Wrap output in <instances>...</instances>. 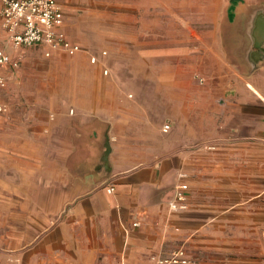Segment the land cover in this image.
<instances>
[{
  "label": "crops",
  "instance_id": "crops-1",
  "mask_svg": "<svg viewBox=\"0 0 264 264\" xmlns=\"http://www.w3.org/2000/svg\"><path fill=\"white\" fill-rule=\"evenodd\" d=\"M75 1L59 0L62 30L82 47L67 30L68 9L87 17L95 6L102 23L174 27L165 40L175 43L163 48V126L170 123L175 139L169 144L163 136L159 148H149L145 135L131 132L136 119L116 94L107 50L81 51L98 57L105 77L83 65L80 72L94 77L66 82L94 89V96L83 91L71 104L47 100L48 114L23 107L34 99H0L8 106L1 136L26 138L14 146L1 141L0 189L7 193L0 204V264H154L178 248L191 264H264V56L251 70L253 56L243 54L249 14L264 0ZM199 25L207 31L189 27ZM0 28V49L18 63L0 69L6 84L10 68L68 55L15 48ZM193 73L204 82H194ZM106 136L111 151L104 162ZM183 182L189 207L171 210Z\"/></svg>",
  "mask_w": 264,
  "mask_h": 264
},
{
  "label": "rangeland",
  "instance_id": "rangeland-1",
  "mask_svg": "<svg viewBox=\"0 0 264 264\" xmlns=\"http://www.w3.org/2000/svg\"><path fill=\"white\" fill-rule=\"evenodd\" d=\"M96 1L100 0H78L74 3L83 6L88 2L94 4ZM68 10L72 17L69 21L67 20V30L71 38L94 52L108 51L105 58L106 62L114 69L115 80L120 86L116 94L118 93L120 96L125 110L136 119L133 121L131 132L136 135H145L142 139L145 142V147L154 148L156 146L159 148V142L163 141V136H167L168 143L172 144L176 130L173 128L169 132L163 131V124L165 123L163 120V64L165 62L163 54H165V50L163 48L167 42L165 33L173 31L174 27L173 30H167L163 24L151 26L142 24L119 25L115 21V23L111 22V19L102 23L97 21L93 15L95 6L91 9V15L87 17L82 16L83 9ZM189 27H193L194 30L197 29L201 33L208 29V26L204 25ZM167 43H175V41H168ZM0 46H5V33L1 28ZM31 49L39 51L37 48ZM231 56L233 58L232 54ZM170 57L175 61L174 53ZM83 65L89 69L95 67L98 73L101 72L100 74L103 75L102 68L91 63L88 55L83 52L77 56L43 57L38 64L25 62L17 68H10L7 72L9 77L6 86L0 87V99L8 102L17 97L34 99L33 102L37 104L23 107L36 110V113L48 114L49 111L45 105L47 100H51V102L56 100L59 104L65 100L71 104L74 98H79L81 92L87 90V88L77 90L66 85V82H80L81 77H90V73L80 72L79 68ZM127 68H131V70L127 71ZM192 75L193 81L199 84L205 80L201 73H193ZM87 80L89 79L85 78V81ZM84 94L86 97L94 96V89H89ZM73 111L71 108L70 113ZM156 134L160 138L156 137ZM1 141L12 146L17 142L26 144V138L19 137L15 133H9L6 136L0 134V146H3ZM0 150L2 149L0 148ZM1 173L3 171L0 169V176ZM15 179L12 177L10 181L15 182ZM6 193L7 191L0 189V204L6 202Z\"/></svg>",
  "mask_w": 264,
  "mask_h": 264
},
{
  "label": "built area",
  "instance_id": "built-area-1",
  "mask_svg": "<svg viewBox=\"0 0 264 264\" xmlns=\"http://www.w3.org/2000/svg\"><path fill=\"white\" fill-rule=\"evenodd\" d=\"M0 25L8 33L10 42L15 48L41 46L47 57L55 51H64L68 55L83 51V47L72 41L62 30L64 25V10L59 0H0ZM103 55L107 51H102ZM91 63H97L96 55L90 56ZM17 66L5 49H0V69L7 65ZM108 74V70H104ZM6 80L0 73V87H5ZM8 106L0 101V116L7 112ZM170 123L163 126V131L170 129ZM186 174H181L185 178ZM188 184H178L174 197L169 201L171 210L183 211L188 209ZM113 192L114 188H108ZM137 225V223H134ZM154 264H191L184 248H178L169 256L154 258ZM129 264V263H123Z\"/></svg>",
  "mask_w": 264,
  "mask_h": 264
},
{
  "label": "water",
  "instance_id": "water-1",
  "mask_svg": "<svg viewBox=\"0 0 264 264\" xmlns=\"http://www.w3.org/2000/svg\"><path fill=\"white\" fill-rule=\"evenodd\" d=\"M258 7L257 9L254 7L255 10H252V14H249L251 25L246 28L245 36L247 39L243 42V54L247 56L251 54L253 56L251 57L253 59L251 70L257 67L260 57L264 56V5ZM253 48H256V50ZM110 151L109 137L106 136L105 150L101 156L104 162H107ZM105 166L106 171H108L109 166L107 164Z\"/></svg>",
  "mask_w": 264,
  "mask_h": 264
}]
</instances>
